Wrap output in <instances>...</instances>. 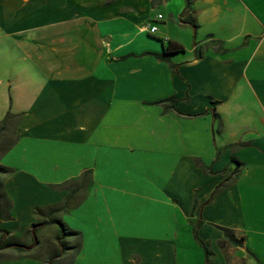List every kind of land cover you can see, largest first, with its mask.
<instances>
[{"label": "crops", "instance_id": "1", "mask_svg": "<svg viewBox=\"0 0 264 264\" xmlns=\"http://www.w3.org/2000/svg\"><path fill=\"white\" fill-rule=\"evenodd\" d=\"M6 114L0 264H264V0H0Z\"/></svg>", "mask_w": 264, "mask_h": 264}, {"label": "trees", "instance_id": "2", "mask_svg": "<svg viewBox=\"0 0 264 264\" xmlns=\"http://www.w3.org/2000/svg\"><path fill=\"white\" fill-rule=\"evenodd\" d=\"M179 46H174V45H171V43H168L166 47H164V50H163V56L159 55L160 57L162 58H167L165 57L166 55H168L171 51H176V50H179ZM9 114H6V116L2 119V121L0 122V130L3 129L6 125V121H7V118L9 117L8 116ZM0 172L2 173H6L7 172V169L5 166L3 165H0ZM57 223L60 227V235H64V234H69L71 233V231L66 227V225L59 219H52V220H48V221H45V222H42V223H38V224H33V231L35 230L36 227L40 226V225H44V224H47V223ZM5 230L1 229L0 228V234L3 236V234H5ZM227 234V232H226ZM228 235V234H227ZM229 236V235H228ZM61 239V237L58 236V241ZM198 243L202 246V248L204 249V253H205V264H209V256H210V252L208 250V247L206 245L205 242H203L202 240L198 239L197 240ZM1 242V241H0ZM15 246V247H18L17 244L15 243H12V244H9L8 246Z\"/></svg>", "mask_w": 264, "mask_h": 264}, {"label": "rangeland", "instance_id": "3", "mask_svg": "<svg viewBox=\"0 0 264 264\" xmlns=\"http://www.w3.org/2000/svg\"><path fill=\"white\" fill-rule=\"evenodd\" d=\"M12 122V120H11ZM10 122V124H11ZM10 126L5 125V127L3 129L0 130V150L3 147L4 143H6L8 141V139L10 140L11 137L9 136V131H10ZM3 143V144H2Z\"/></svg>", "mask_w": 264, "mask_h": 264}, {"label": "built area", "instance_id": "4", "mask_svg": "<svg viewBox=\"0 0 264 264\" xmlns=\"http://www.w3.org/2000/svg\"><path fill=\"white\" fill-rule=\"evenodd\" d=\"M157 16L160 17L161 14H158ZM156 29H157V25H156V24H150V25L148 26V30H149L150 32H153V31H155Z\"/></svg>", "mask_w": 264, "mask_h": 264}]
</instances>
